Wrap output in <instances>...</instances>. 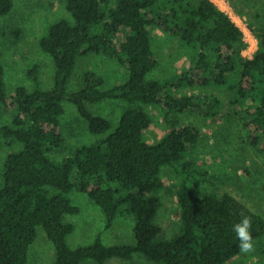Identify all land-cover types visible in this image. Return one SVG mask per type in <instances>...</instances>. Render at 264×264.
I'll use <instances>...</instances> for the list:
<instances>
[{
	"label": "trees",
	"instance_id": "16d2710c",
	"mask_svg": "<svg viewBox=\"0 0 264 264\" xmlns=\"http://www.w3.org/2000/svg\"><path fill=\"white\" fill-rule=\"evenodd\" d=\"M229 1L239 14L247 13ZM66 5L73 20L53 22L39 40L54 60L53 87L42 86L41 65L34 62L28 71L33 87L20 84L11 94L0 64V109L14 110L12 121L0 126V147L17 145L5 160L0 187V264H27L39 226L55 245V264L88 259L107 264L109 258L129 260L138 252L165 264H229L240 253L233 225L242 216L250 217L254 242L264 237V214L230 192L201 188L202 174L191 156L200 130L182 122V114L217 118L223 100L209 91L178 89L218 85L231 90L234 102L246 105L250 141L263 143L264 149V8L248 20L258 48L247 56L244 31L214 0H66ZM13 6L14 0H0V14ZM153 26L192 48L191 67L169 80L148 78L160 62L152 44ZM21 32L20 27L13 30L16 39ZM90 54L118 60L128 68L127 77L104 87V75L88 69L82 86L71 88L78 58ZM114 99L128 104L112 130L111 119L90 105ZM64 101L73 102L90 131L103 136L56 161L49 152L65 141ZM153 105L169 127L158 141L147 136L154 122L148 107ZM166 165L182 173L177 189L180 227L171 237L161 236L157 220ZM74 188L103 209L108 227L119 212L132 213L136 242L106 244L98 235L89 245L71 247L68 236L76 226L65 214L80 211L68 195Z\"/></svg>",
	"mask_w": 264,
	"mask_h": 264
},
{
	"label": "rangeland",
	"instance_id": "374dc122",
	"mask_svg": "<svg viewBox=\"0 0 264 264\" xmlns=\"http://www.w3.org/2000/svg\"><path fill=\"white\" fill-rule=\"evenodd\" d=\"M220 8L232 15L237 23L244 25V20H253V13L263 10L264 0H235L239 8L247 13L239 14L229 0H214ZM251 13V14H250ZM62 18L73 20L66 0H14L13 8L6 14H0V64L5 66V77L9 92L13 94L18 85L29 88L33 82L29 76L32 63L41 65L42 86L54 85L53 57L39 46V40L48 32L49 26ZM243 22V23H242ZM249 22V21H248ZM20 27L22 32L16 39L13 30ZM248 45L244 50L252 56L258 48L256 36L245 27ZM152 44L159 57V65L148 78L169 80L176 74L189 69L192 65V48L179 36L171 35L159 26L151 28ZM88 69L97 70L105 77L104 87L123 81L128 68L116 59L101 54H90L78 58L75 73L70 83L71 88L82 86V75ZM213 92L221 96L223 108L217 118L207 117L195 112L182 114V122L191 123L200 130V140L191 151L195 160L194 168L200 171V186L204 191L223 194L230 192L248 204L254 210L264 214V149L263 143L253 145L248 136L245 107L234 102L233 92L218 85L184 86L178 89L183 93ZM126 100H104L91 104V109L111 119L112 130L119 124ZM65 113L62 124L65 141L62 146L49 152L50 157L62 161L72 155L83 144L92 143L103 135L94 134L89 129L88 121L79 113L76 105L64 101ZM154 116V122L147 131L151 141L160 140L168 131L162 114L156 106L148 107ZM14 110L0 109V126L11 122ZM17 145L4 143L0 147V187L4 183V166L8 154L16 150ZM19 147V145H18ZM77 176V172L73 177ZM162 177L166 187L159 193L163 204L157 216L163 231L161 236L171 237L179 230V205L177 189L182 173L174 165H166ZM72 202L80 207L78 213H67L65 219L75 224V230L68 236L71 247L89 245L98 235L106 244L136 242L134 233L135 216L127 211L119 212L114 223L107 226V217L103 209L85 192L74 188L68 193ZM254 251L248 254L238 253L229 264H264V237L256 240ZM56 248L49 239L43 226L38 227V236L29 250L27 264H55ZM80 264H96L88 259ZM107 264H165L154 261L143 253H135L132 259L112 257Z\"/></svg>",
	"mask_w": 264,
	"mask_h": 264
},
{
	"label": "clouds",
	"instance_id": "9594fccd",
	"mask_svg": "<svg viewBox=\"0 0 264 264\" xmlns=\"http://www.w3.org/2000/svg\"><path fill=\"white\" fill-rule=\"evenodd\" d=\"M232 231L239 241L237 247L241 253L248 254L254 251L252 221L250 217L242 216V218L233 225Z\"/></svg>",
	"mask_w": 264,
	"mask_h": 264
},
{
	"label": "built area",
	"instance_id": "2783aa9c",
	"mask_svg": "<svg viewBox=\"0 0 264 264\" xmlns=\"http://www.w3.org/2000/svg\"><path fill=\"white\" fill-rule=\"evenodd\" d=\"M232 17V15H231ZM234 19V18H233ZM236 22V21H235ZM237 23V22H236ZM243 23V22H242ZM241 28L242 30L244 31L245 30V27L248 28V31L250 30L251 33H253L252 29L250 28L249 24H248V21L247 20H244V25L242 26L240 23H237ZM245 33V32H244ZM254 34V33H253ZM255 35V34H254ZM245 39H246V36H245ZM249 46V45H248ZM248 48V47H247ZM246 48V49H247ZM244 52V51H243ZM245 54V53H244ZM246 55V54H245ZM251 56V55H250Z\"/></svg>",
	"mask_w": 264,
	"mask_h": 264
}]
</instances>
